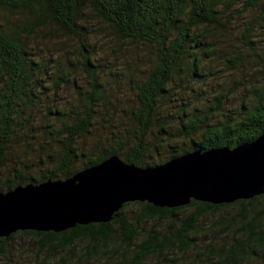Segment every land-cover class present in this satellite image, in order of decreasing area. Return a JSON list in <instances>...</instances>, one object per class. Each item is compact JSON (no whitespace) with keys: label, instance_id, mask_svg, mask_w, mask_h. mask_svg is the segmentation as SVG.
<instances>
[{"label":"trees","instance_id":"obj_1","mask_svg":"<svg viewBox=\"0 0 264 264\" xmlns=\"http://www.w3.org/2000/svg\"><path fill=\"white\" fill-rule=\"evenodd\" d=\"M240 5L244 9L259 5L264 12V0H0L1 12L10 13L0 18V192L19 185L64 180L112 156L137 167H154L196 150L234 148L257 139L264 132V92L260 90L238 115L227 114L218 122L210 121L208 115L202 119L187 112L183 102L179 129L189 139V146L171 144L166 149L164 144L154 142L151 147L147 142L156 127L160 141L169 132L170 124L163 121L161 111L174 101L171 89L175 79L206 81L203 55L216 50L215 42L208 41L209 29L226 28ZM88 12L108 24L118 39L139 42L155 50V62L148 74L135 80L137 103L125 110L132 129L123 137L111 130L109 141L98 140L90 154L77 147V139L93 131L99 117L106 120L102 108L111 117L109 107L114 106L102 79L103 66L87 39L89 31L84 24ZM15 14L23 17L13 20ZM50 25L77 38L81 65L90 79L89 89L80 91L83 86L77 87L78 104L68 109L52 98L49 90L54 83L46 84L52 72H48L44 60L32 56L29 38ZM245 37L248 46L256 43L249 34ZM256 55L260 57L257 52ZM237 59L243 63L241 57ZM225 98L216 96L215 111ZM44 105L45 117L51 122L39 126L42 133L38 137L54 134L45 142L61 145L59 159L54 162L53 156L48 155L52 161L40 178L25 174L26 166L20 164L13 165L11 173L4 177L2 169L7 166L6 155L12 141L32 132L24 128L26 110ZM151 149L160 156L159 161H149ZM81 162L83 166L77 169ZM129 208L134 215L128 217ZM219 214V219L205 224L207 218ZM162 221L168 223L166 227L147 228ZM16 235L33 239L41 251L48 252L38 264H83V260L87 263L99 259L109 251L116 257L111 264H147L153 257L178 263L170 258L171 254L194 249L203 256L204 264H264V193L223 204L192 199L185 206L173 208L157 207L147 201L127 202L109 222L78 224L61 232L19 230L0 237V258L13 253L11 241ZM57 255L61 257L53 262Z\"/></svg>","mask_w":264,"mask_h":264},{"label":"rangeland","instance_id":"obj_2","mask_svg":"<svg viewBox=\"0 0 264 264\" xmlns=\"http://www.w3.org/2000/svg\"><path fill=\"white\" fill-rule=\"evenodd\" d=\"M236 11L226 23V28L209 29L208 41L215 42L216 50L209 55H203L206 81L202 83L194 79L187 82L177 77L172 83L171 98L174 101H170L168 106L161 111L163 121L170 124L169 132L167 135H162L165 138H163L164 142L160 141L161 136L156 137L158 134L156 127L147 140L151 147L156 142L164 144L166 149H169L171 144L189 146V139H186L179 129L181 127L180 104L183 102L187 104H185L187 112L198 114L202 119L208 115L210 121L218 122L224 120L227 114L232 117L238 115L241 107L254 99L259 90L264 92V12L259 5L247 9L240 5ZM8 15H10L9 12H1L0 9L1 19ZM15 15L13 20L23 17L21 14ZM92 16L90 12L86 13L84 25L89 31L87 39L94 46L96 56L103 66L102 79L108 90V96L113 100L114 107H109L111 117L106 116L105 109L102 108L101 114L105 115L106 120L100 115L93 131L77 139V147L88 154L94 151L92 148L96 146L98 140L106 143L109 141L107 135L111 130L119 132L123 137L128 134L129 129H132V122L125 110L137 103L133 89L135 80L147 75L155 62L153 47L131 40L118 39L108 24ZM225 22L226 20H223L222 23ZM47 28L29 38L32 56L35 59L44 60L48 72H52L46 82V84L54 83L52 89L49 90L53 95L52 98H55L56 103L58 102L63 107L72 108L78 104L77 87L83 86L80 91L90 87V79L84 72L78 55L79 42L77 38H71L53 25ZM248 34L249 39L256 42L253 46L247 45L245 36ZM256 52L260 54V57L256 55ZM237 57H241L242 64H239ZM220 94L226 98L219 105L220 109L215 111L216 96ZM44 108L45 105L36 110H26L27 119H25L24 128L26 131L32 129V132L28 131L23 136L18 135L12 141L6 155L7 166L2 169L4 177L11 173L13 165L20 164L23 167L26 166L23 170L25 174L40 178L49 167L47 163L52 159L54 162L59 159L62 153L61 145L50 142L51 140L45 142V138H51L54 134H44L41 139L38 137L42 133V128L39 126H48L51 122L46 119ZM212 112L213 114L209 115ZM55 126L58 127V123ZM37 128L41 130L40 133L36 131ZM163 152L165 153L164 149L161 150L162 154ZM48 155L53 156L52 159ZM163 158L166 156L163 155ZM148 159L150 162H157L160 156L152 150ZM83 164V162L78 163L77 169H80ZM131 209H136V207H131ZM230 212L231 210L225 211L224 215ZM127 214L128 217L133 216L134 210L129 208ZM182 214L185 216L186 212ZM219 217L220 214L209 217L204 222L209 225ZM167 224L162 221L146 226L147 228H164ZM209 237L210 234L206 238ZM11 242L13 253L8 257L0 258V264H38L48 254L46 250L41 251L34 240L26 236L16 235ZM110 253L102 255L99 259H90L91 261L87 263L83 260L82 263L111 264L116 257ZM60 257L61 255L54 256L52 261L57 262ZM170 258L176 259L178 263L166 262L153 257L148 260L147 264L205 263L203 256L196 249L187 253L171 254Z\"/></svg>","mask_w":264,"mask_h":264},{"label":"water","instance_id":"obj_3","mask_svg":"<svg viewBox=\"0 0 264 264\" xmlns=\"http://www.w3.org/2000/svg\"><path fill=\"white\" fill-rule=\"evenodd\" d=\"M263 193L264 132L250 143L196 150L154 167L112 156L64 180L0 192V237L109 222L132 201L173 208L192 199L223 204Z\"/></svg>","mask_w":264,"mask_h":264}]
</instances>
